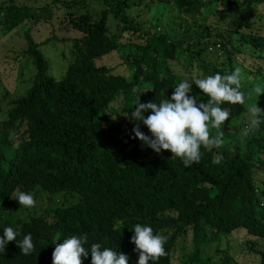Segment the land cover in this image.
<instances>
[{
	"label": "trees",
	"instance_id": "1",
	"mask_svg": "<svg viewBox=\"0 0 264 264\" xmlns=\"http://www.w3.org/2000/svg\"><path fill=\"white\" fill-rule=\"evenodd\" d=\"M146 1L0 2V37L25 23H49L55 7L64 8L82 34L59 39L52 33L37 41L24 27L25 47L14 52L24 67L14 90L0 94V236L12 227L17 241L31 234L35 247L23 255L9 242L0 264H52L56 244L85 234L89 251L99 243L137 264L130 243L137 223L167 237L166 254L155 264L215 263L211 257L221 251L216 264H238L232 248L240 231L254 262L264 264V123L245 134L242 146L231 145L247 128L254 96L221 105L229 118L220 131L233 127L234 135L223 132L219 147H201L200 162L190 168L170 151L157 154L131 138L139 95L141 103H159L183 80L230 74L233 54L247 49L261 58L248 69L264 75V15L254 12L264 0H152L190 19L181 32L167 23L147 25L142 11L130 12ZM210 12L229 26L227 36L208 22ZM176 17L173 26L182 25ZM50 42L51 52L44 51ZM5 93L11 106L3 103ZM189 95L198 103L208 99L194 83ZM141 131L150 134L142 123ZM217 131L210 129L213 136ZM17 189L31 193L36 205L20 207L11 198ZM83 264H91L90 254Z\"/></svg>",
	"mask_w": 264,
	"mask_h": 264
},
{
	"label": "clouds",
	"instance_id": "2",
	"mask_svg": "<svg viewBox=\"0 0 264 264\" xmlns=\"http://www.w3.org/2000/svg\"><path fill=\"white\" fill-rule=\"evenodd\" d=\"M242 70L236 67L230 74L209 75L206 78L179 82L173 90L170 98L159 103L148 101L140 102V96L136 97L135 108L131 119L137 121L132 128V139H138L142 147H147L155 153L170 151L171 158H179L185 168H190L201 160V147H219L223 143L221 126L229 118V112L221 107L224 103L243 104L246 98L255 95L257 100L264 93V85H257L254 89L245 93L241 91ZM195 84L201 93L208 97L207 101L197 102L199 97L189 95L192 84ZM138 90L132 89L133 93ZM257 100L248 106L249 122L246 134L259 129L264 123V110L257 106ZM145 113H149L145 116ZM115 119V118H114ZM141 123L150 134L141 131ZM210 129L218 130L212 135ZM17 200L20 207L32 208L36 201L31 193L15 190L11 197ZM134 234L130 243L134 244V252L138 253L137 264H149L160 259L166 254L165 243L167 237L154 234L151 226L135 224ZM19 232L12 227L3 229L0 236V253L6 251L9 242L16 241L21 254L29 255L34 250L31 234H27L21 241L16 237ZM59 240V239H57ZM87 235H72L56 244L52 252V264H83V260L91 255V264H128V257L118 253L112 248H101V244L93 243L89 249L85 247Z\"/></svg>",
	"mask_w": 264,
	"mask_h": 264
},
{
	"label": "rangeland",
	"instance_id": "3",
	"mask_svg": "<svg viewBox=\"0 0 264 264\" xmlns=\"http://www.w3.org/2000/svg\"><path fill=\"white\" fill-rule=\"evenodd\" d=\"M6 0H0V2H3ZM49 2L50 0H46ZM145 4L147 7L145 8ZM142 6H136L135 4H132L131 11L133 14L136 15L138 13V10L142 11L144 13V20L146 21L147 25L150 23L156 24H164L167 23L169 28L177 29L181 28L178 32H181L183 29L184 23L182 21L190 20L185 14H182L183 12L178 13L176 10H172L169 6H165L158 4L155 1L147 0L146 3ZM254 12L258 14L264 15V6L260 5L256 9H254ZM176 16H180V22L182 25L180 26H173V22H178V18ZM196 19L199 18V15L195 17ZM208 19V22L210 24H213L216 22V25H214V28L218 31L217 33H222L223 36H227V32L229 29V26H225L223 23H218L216 19H214V15L210 12L209 16H206ZM197 22V21H196ZM24 27L30 28L31 33L35 40L41 41L44 38L50 36L52 33H54L59 39H74L82 36L80 32L75 30L69 23L68 18L66 16V11L64 8L55 7L53 9V17L50 20L49 23L46 24H27L20 27V30H18L16 33H13L12 35H6L0 37V94H4L5 89L7 91H13L15 86L19 84V74L23 70V62H19L18 60H15V51L20 50L25 47L24 41L22 38V32L24 31ZM232 28V27H231ZM171 31L168 29V32ZM179 34V33H178ZM232 40L237 44V35L232 36ZM58 46H62L60 43H56ZM56 45V46H57ZM68 45V43H67ZM54 47V42H50L49 44L45 45L43 47L44 51H50ZM59 49V48H58ZM220 52L219 50L217 51ZM211 54L208 55V59L213 62L216 60L214 50L210 52ZM254 53V54H253ZM55 53H53L54 55ZM52 55V59H53ZM234 61L233 66L234 69L236 67L241 68L242 70V79H241V89L252 91L255 86L257 85H264V75H260L257 73H251L250 72V65L251 64H257L261 61V58H258V55L255 54L252 50H245L243 53H240L239 55L233 54ZM206 60V56L204 57ZM244 58H246L244 60ZM60 64H64L61 62ZM63 67V65L60 67ZM247 67V68H246ZM249 68V69H248ZM24 74V73H23ZM6 96L5 100L3 101L4 104L7 106H11V98L8 94L5 93L4 97ZM255 98V101L257 100L255 95H252ZM262 99L263 101L260 102L258 100ZM257 100V106L264 110V93L260 94ZM249 122V113L248 111L245 114L244 117V123ZM247 124V123H246ZM247 127V125H246ZM235 128L228 127L223 128L222 132L227 133L229 136L234 135ZM245 132L237 131V134L234 136V139L231 141V145L233 146H242L244 143L243 137L246 134V129L244 127ZM259 175L262 173L259 172ZM39 200L41 203L48 202L47 198L45 196L39 197ZM234 240L235 245H233V260L236 261L238 264H256L254 262V259L252 258L253 252L245 247L244 245V232H235L234 233ZM188 244L190 242V238L188 237L187 240ZM222 255V251L218 252V254L214 257H211L212 261L215 263H208V264H216L219 257Z\"/></svg>",
	"mask_w": 264,
	"mask_h": 264
}]
</instances>
